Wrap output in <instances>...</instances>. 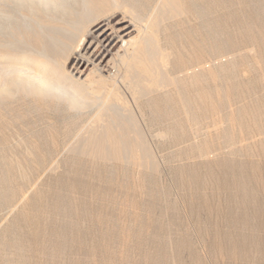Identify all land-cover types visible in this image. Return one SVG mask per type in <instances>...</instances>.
<instances>
[{"label":"rangeland","instance_id":"obj_1","mask_svg":"<svg viewBox=\"0 0 264 264\" xmlns=\"http://www.w3.org/2000/svg\"><path fill=\"white\" fill-rule=\"evenodd\" d=\"M206 1L182 0L185 12L162 23L164 72L204 55L206 28L211 59L226 54L224 65L209 95L199 78L180 84L184 96L147 97L160 109L145 107L139 127L147 158L82 149L88 107L4 100L0 264H264V0Z\"/></svg>","mask_w":264,"mask_h":264},{"label":"bare ground","instance_id":"obj_2","mask_svg":"<svg viewBox=\"0 0 264 264\" xmlns=\"http://www.w3.org/2000/svg\"><path fill=\"white\" fill-rule=\"evenodd\" d=\"M181 1L0 0V107L6 98L17 99L21 95L40 101H63L76 111L88 107L89 112L95 113L81 128L85 136L79 140L82 149L96 158H147V140L139 127L146 121L145 107L149 106L152 114L160 110L147 97L169 94L174 98L176 93L184 96L178 89L180 84L199 78L204 84L202 94L209 95L214 66L224 65L226 54L219 56L217 62L211 59L210 31L206 28L204 55L183 66L185 71L178 68L177 73L173 72L176 63L172 72H164L171 52L168 54L162 45L161 25L168 17L183 13ZM209 8H203L208 24ZM191 95L184 106L188 115L196 110L191 107L194 102L189 103L195 99Z\"/></svg>","mask_w":264,"mask_h":264}]
</instances>
